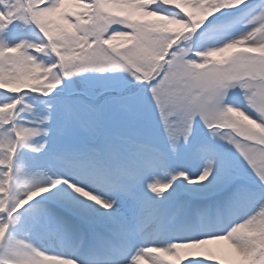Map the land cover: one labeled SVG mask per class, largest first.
I'll return each mask as SVG.
<instances>
[{
	"label": "snow or ice",
	"instance_id": "snow-or-ice-1",
	"mask_svg": "<svg viewBox=\"0 0 264 264\" xmlns=\"http://www.w3.org/2000/svg\"><path fill=\"white\" fill-rule=\"evenodd\" d=\"M248 3L0 0V264H264V4L223 19Z\"/></svg>",
	"mask_w": 264,
	"mask_h": 264
},
{
	"label": "rangeland",
	"instance_id": "rangeland-1",
	"mask_svg": "<svg viewBox=\"0 0 264 264\" xmlns=\"http://www.w3.org/2000/svg\"><path fill=\"white\" fill-rule=\"evenodd\" d=\"M262 4H264V0H249L248 5L243 7L240 11L232 12L228 17L223 18L224 24L226 25V28L224 29L226 31V33L230 32L233 29H236L237 27L239 28L242 26L251 25L249 23V21L254 18V14L257 11H259V6ZM221 27H223V25L221 24L220 21H217L214 25V29H216V30H219ZM212 30L213 29L206 30L203 33V35H207L208 32L212 31ZM22 35H24L25 38L32 40V41H36L38 39L36 34L32 31H30L29 29H25L24 32L22 33ZM198 42L202 45L207 43L206 41H203V40L198 41L197 36H194L193 40L190 41L189 43L195 44ZM77 79H82V78H77ZM84 86L91 87V86H93V82L90 80L86 81L84 83ZM12 98H13L12 94L0 92V105L7 103V102H10ZM26 101L28 103L33 104V105H36L38 103V100L32 99L31 97H27ZM230 102H232L235 105L236 103L239 102V98L238 97H231ZM252 115H253V117H255L254 113H252ZM198 135L200 137H204L207 135L206 130L203 129L202 126H201V129H200ZM217 145H218L219 150L223 153V155L225 156V158L227 160H229L234 165L239 166V161L229 151L227 145L224 144V142L217 141ZM173 167L186 169V170L190 171L191 173L195 174L197 171L198 165H197V162L194 161L193 159H191L189 156L181 154L180 156H178L174 159ZM164 179L167 180L168 177L165 176ZM174 187H176V189L179 192H184L186 187L187 188H198V187H201V185H187L186 182L180 183L179 181H177L176 184L174 185ZM59 195L62 197L63 195L65 196L66 193H60Z\"/></svg>",
	"mask_w": 264,
	"mask_h": 264
},
{
	"label": "bare ground",
	"instance_id": "bare-ground-1",
	"mask_svg": "<svg viewBox=\"0 0 264 264\" xmlns=\"http://www.w3.org/2000/svg\"><path fill=\"white\" fill-rule=\"evenodd\" d=\"M258 12L257 11L255 14H254V17L256 15H258ZM252 27V25H249V26H242V27H237L236 29H233L231 30L230 32L226 33V38H235V37H238L240 36L241 34L247 32L250 28ZM208 35V34H207ZM202 187V185H201ZM66 196V195H65ZM64 195L62 197H65Z\"/></svg>",
	"mask_w": 264,
	"mask_h": 264
}]
</instances>
